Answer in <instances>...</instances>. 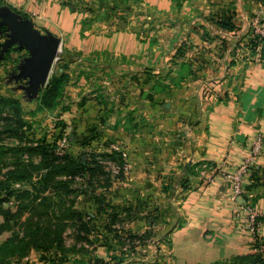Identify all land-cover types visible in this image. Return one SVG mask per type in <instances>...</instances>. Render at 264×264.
Returning a JSON list of instances; mask_svg holds the SVG:
<instances>
[{"label":"crops","instance_id":"1","mask_svg":"<svg viewBox=\"0 0 264 264\" xmlns=\"http://www.w3.org/2000/svg\"><path fill=\"white\" fill-rule=\"evenodd\" d=\"M0 2L61 38L70 102L61 118L74 127L75 144L97 135L99 151L126 154L120 188L109 191L123 212H153L140 216L139 228L174 230L172 249H187L189 264L197 257L247 254L254 239L246 210L251 205L259 213L264 250V45L252 41L264 24V0ZM182 42L199 52L212 47V65L198 68L211 72L215 89L228 81L239 96L220 101L203 96L204 78L173 80L169 67ZM259 136L262 151L235 202L230 182L215 172L208 182L200 165L234 171ZM93 193L87 200L98 206Z\"/></svg>","mask_w":264,"mask_h":264},{"label":"rangeland","instance_id":"2","mask_svg":"<svg viewBox=\"0 0 264 264\" xmlns=\"http://www.w3.org/2000/svg\"><path fill=\"white\" fill-rule=\"evenodd\" d=\"M4 39L5 36L0 35V43ZM177 47L171 61L172 65L169 67L173 80L180 82L185 77L204 78L205 87L203 89V96L210 98L214 95L220 101L227 100L231 96H239L241 90L239 88L229 89L228 81L225 82L223 89H215V86L211 85L215 80V78L211 79V72L209 73L208 70V72H203L199 69L201 67H205L206 69L215 60L211 55L212 47H208L209 50L204 52L197 51L192 43L187 42L185 44L182 42L179 46L177 44ZM62 52L63 49L59 52V56ZM27 54L26 49L18 50L16 46H12L7 51L4 59L0 60V96L14 98L20 102L21 117L26 122L24 130L32 133L36 140L46 138L49 142H56L58 147H61V149H57L60 153L69 154L74 158L80 155L86 158L92 153H102V151H99L100 147H98L101 143V138L97 135L95 137H84L82 138L83 140L78 137L76 138L78 141L75 144L72 138L74 127L68 124L66 119L61 118L64 112L62 109L65 107L69 108L70 104L68 91L66 90L69 84L68 65L63 63L64 74L67 77L63 82L64 94L61 98V106L54 110H47L41 106L40 97L43 90H41L38 98L28 101L25 91L20 88L18 89L19 83L9 79L11 71L16 70L19 62ZM59 58L54 63L49 80L55 77L54 73L56 69L62 64ZM223 79H228V77ZM235 80H239L237 75ZM238 84L237 82L236 86ZM206 107L211 108L212 106L209 104ZM58 122H64L66 127L61 129L59 125L57 126ZM14 138L5 132L3 122L0 123V162L4 166L12 164L15 160L16 155L12 151H9L10 146L17 142ZM64 138H66V141L63 144ZM82 142H86L85 146ZM102 164L105 166V173H98L92 181L89 180L88 175L77 176L75 179H72L71 185L72 188L77 189V192L71 193L68 196L63 195V198L60 196L55 198L56 203L60 204L59 208L63 207L65 209V211L61 210L64 212L63 216L68 218L64 221L66 224L63 229L64 245L60 252L57 255L55 254L52 260H45L44 257L48 253H42L37 250H32L24 258L18 255H9L8 260L11 261V264H145L151 262L169 264L173 262L174 251L171 243H173L172 232L174 230L170 228L175 225L171 224L169 227L172 230L171 232L169 230L171 234L160 231V229H157L158 226L152 227L148 225L149 228H139L136 223L138 219H141L140 216H150L153 212H130V210L123 212L124 206L115 203L113 192L109 190L110 188L118 190L120 188L119 180L121 181L125 174L114 170V165H118V162L110 161L109 164H105L102 161ZM6 170L7 168H4L3 172ZM26 185L28 184L26 183ZM87 192H95L93 195L98 206L88 202ZM18 203V201L12 198L4 206L5 208H11V211L15 212ZM101 203H103L102 206ZM76 209L82 213V221L72 216V210ZM57 211L60 212L61 216V211L59 209ZM29 214L30 212L26 211L21 220H25ZM2 220L3 217L0 215V222ZM179 220L182 221V218ZM82 222H85V224ZM10 225L12 229L0 234V244L12 237L14 232H20V235L23 234L19 224H15L14 220L11 221ZM55 228L57 227L53 225L51 229L49 228V231L52 232ZM86 228L91 231L90 234L85 233ZM166 230H168V227ZM52 236L53 234L46 235L45 238L50 237L52 239ZM170 238L171 242L169 241ZM159 240H162L161 247L158 246ZM260 251L259 248L258 252Z\"/></svg>","mask_w":264,"mask_h":264},{"label":"trees","instance_id":"3","mask_svg":"<svg viewBox=\"0 0 264 264\" xmlns=\"http://www.w3.org/2000/svg\"><path fill=\"white\" fill-rule=\"evenodd\" d=\"M3 6L8 5L0 2V8ZM5 31L6 26L1 25L0 35L5 36ZM252 34L254 37L252 41L258 39L264 45V36L255 30ZM59 57L62 64L56 69L55 77L49 80L40 97L41 106L47 110L60 108L64 94L63 82L67 77L63 67V63L66 62L65 52L63 51ZM20 106L18 100L0 96V123L3 122L5 132L15 137L17 141L9 148V151L16 155L14 162L7 166L0 162V215L3 217L0 222V234L12 229L10 223L13 220L15 224H19L23 233L20 235V232H14L12 237L0 244V264H11L8 260L9 255L24 258L32 250L48 253L44 257L45 260H52L54 255H57L63 248V229L66 225L64 221L68 219L61 211L65 209L59 208L60 204L56 203L55 198L57 196L63 198V195L68 196L77 192L76 188L71 187L72 179L77 176L88 175L89 180L92 181L98 173H105L102 161L110 160L118 162V165L124 163L123 156L118 151L92 153L86 158L82 155L74 158L69 154L60 153L56 142H49L46 138L36 140L32 133L24 130L26 122L21 117ZM67 109L65 107L62 110ZM58 125L61 129L66 127L64 122H58ZM82 144L85 146L86 142ZM4 168H7L5 172H3ZM12 198L19 202L15 212L4 206ZM57 209L61 211V216ZM26 211L30 214L25 220H21ZM72 212L74 218L82 221L80 210L76 209ZM82 223L85 224V222ZM53 225L57 228L50 232L49 228L51 229ZM90 232L86 228L85 233L90 234ZM51 233L53 234L52 239L50 237L46 239L45 236L52 235ZM262 245L259 240H252V252L220 257L210 261H207L208 259L200 261L197 257L196 262L192 264H264ZM259 248L262 252H258ZM172 260L173 262L169 264H189L188 261L193 260V257L187 249L178 248L173 252Z\"/></svg>","mask_w":264,"mask_h":264},{"label":"water","instance_id":"4","mask_svg":"<svg viewBox=\"0 0 264 264\" xmlns=\"http://www.w3.org/2000/svg\"><path fill=\"white\" fill-rule=\"evenodd\" d=\"M1 25L6 26V34L1 42L0 60L12 46L27 50V56L11 71L10 80L19 83L18 89H23L28 101H33L49 81L61 49V38L49 30L42 31L30 17L9 6L0 8Z\"/></svg>","mask_w":264,"mask_h":264},{"label":"built area","instance_id":"5","mask_svg":"<svg viewBox=\"0 0 264 264\" xmlns=\"http://www.w3.org/2000/svg\"><path fill=\"white\" fill-rule=\"evenodd\" d=\"M256 32L264 36V24L261 25L260 27H257ZM65 141L66 138L63 139L62 143L64 144ZM58 148L61 149V147ZM262 148H263V140L262 137L259 136L255 139L253 143L250 156L234 171L224 170L223 165L211 164L209 162L202 163L199 169L205 173L206 180L208 182H211L213 180V176H211L209 172L218 173L222 175L224 179L228 180L233 190L232 199L236 202L237 199L240 198L244 193V186H243L244 176L247 173L250 166L252 165L253 159L262 151ZM114 149L120 150L117 145L114 146ZM123 157L124 158L126 157V154L124 152H123ZM109 162H110L109 160L104 161L105 164H109ZM128 168H129L128 163L125 159L122 165H114V170L117 172H125L128 170ZM246 210L248 212V223H249L248 229L254 238L253 241H257L260 231V222H261L259 219V213L251 205H247Z\"/></svg>","mask_w":264,"mask_h":264},{"label":"flooded vegetation","instance_id":"6","mask_svg":"<svg viewBox=\"0 0 264 264\" xmlns=\"http://www.w3.org/2000/svg\"><path fill=\"white\" fill-rule=\"evenodd\" d=\"M5 34H6V31H5ZM11 74V73H10ZM9 79H10V75H9ZM12 81H15V80H12ZM18 85H20V84H18Z\"/></svg>","mask_w":264,"mask_h":264}]
</instances>
